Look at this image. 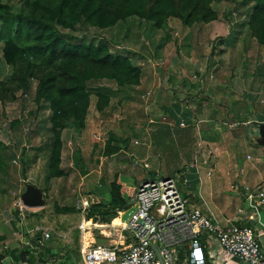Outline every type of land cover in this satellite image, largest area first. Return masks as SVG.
Segmentation results:
<instances>
[{
    "label": "rangeland",
    "instance_id": "1",
    "mask_svg": "<svg viewBox=\"0 0 264 264\" xmlns=\"http://www.w3.org/2000/svg\"><path fill=\"white\" fill-rule=\"evenodd\" d=\"M3 1L10 3L14 7L21 6V0ZM242 1L216 0L213 3V7L218 12V18L209 24L195 23L189 26L182 23L178 18H170L167 26L154 34L157 38V44L165 42L162 47L163 55L159 54L157 45L153 46L148 42L150 40L146 34V25H141L135 17L105 30L90 27L89 25H79L75 31H66V33L78 38L86 37L88 40H107L113 52L132 57L133 62L141 69V84L133 89L128 88L119 91L116 83L106 79L89 83L94 95L88 116V128L82 134L74 129H66L70 131L68 138V147L70 148H67L68 150L62 153V167L65 171H68V176L50 180H47L46 176L48 173L49 151L51 150L49 147L52 145V131L49 122L51 112L41 110L35 100L37 81H33L29 91L17 92L15 100L0 101V140L10 145L11 154H14L9 170L0 174V237H5L4 240H0V255L5 254L4 251L6 249H12L16 244L17 246L20 245V240L23 237L28 239L33 237L37 232L35 230L37 226L43 228L51 227L54 231L66 236L61 243L76 245L75 235L79 231L80 214L67 213L57 215L55 213V204L58 203L60 206L66 204L75 207L76 205L74 204L78 193H80L79 196L84 197L91 193L93 190L91 184H84V179L80 175V172L82 173L86 167L90 170V175L96 174L98 171H101L102 175L106 174L109 176L113 171L114 173L122 172L123 178L133 186L137 184V180L135 178L131 180L130 177H127L124 174L127 173L126 169H130V173L136 175V177H142L146 170L145 176H147V180H152L154 177L159 176L173 177L180 181L181 192L187 196L192 194L190 191H200V187L201 189L204 188L207 183L206 173L211 170L214 161L207 164L202 161V168H200L204 180L201 181L200 186V181H198L196 176L197 172L199 173V169L195 167L187 168L186 165H190V163L182 164V159L189 158L190 149L187 145L179 146L177 144V138L173 135L176 133V131L174 132L176 127L170 125V122L179 123L180 120L189 122L193 113L191 111L189 114H183L178 117L177 113L172 112V108L176 110L177 106L188 101L189 97L190 99L195 98L194 104L199 107L195 117L199 120L207 121L206 127L211 131V136L208 139L212 141L211 144H208L209 148H205L206 150L215 146L220 134L225 135L227 126L224 121L231 123L234 120H242V117L236 116L237 119L234 116L236 111L238 113L245 107H247V111L252 109L256 111L255 114H246L244 118L248 116L255 117L259 115L258 112L264 113V105L256 104L255 102L256 94L251 95L252 98H244L243 104H237L238 101H235L236 104L229 102L232 99L231 96L233 95L234 97V94L242 89L241 87L248 84H258V82L250 83L252 77L250 79L247 77L246 79L244 76L246 83L249 82L246 84L243 80L240 81L235 74L238 70L236 67L242 68V64H239L241 58L251 60L248 62H251L250 64L253 66L256 63H261L260 61L264 59V47L251 36L249 28L246 26L247 8L245 6L242 7ZM231 40H234V43ZM2 48L3 42L0 40L1 79L10 77L13 70L11 65L5 63ZM161 58L162 60H159ZM225 58L227 59L226 67L228 70H225V73L222 72L224 76L223 74L220 76L218 75V73H221L220 66L217 70H212L211 63L217 61L220 64V59ZM237 60H239L238 63ZM253 66L250 68L246 67V72L251 73ZM160 68L161 72L159 71ZM211 73H213V76L210 78ZM205 76L213 80V82L208 81V85H212V90L209 93L205 88L206 80H208ZM219 76L226 83L222 89L216 81V77L218 78ZM227 78L230 80H227ZM181 83L188 84L187 90L189 93H185ZM225 89L230 92H227L228 95L222 96L221 94L224 93ZM104 91L110 93L111 97L110 104L103 110L106 113H102L97 108V94ZM212 91L217 95L216 98L210 96ZM259 95L264 96V92ZM223 103L225 104L223 105ZM252 104L254 105L251 109ZM221 105H223V109ZM165 106L169 107L165 109L168 113L164 119H161L163 117L161 114L164 112L163 107ZM217 106H221L216 108L220 113H213ZM227 108L231 115L227 114L225 117L223 113L228 110ZM144 111H148L149 114L144 113ZM17 118L22 119V121L20 124L13 126L12 123ZM151 118L154 120L158 119L159 122L163 121L160 125L163 126L160 127V132L154 133L151 129L156 125V122H150ZM209 119H213L215 122H211ZM251 123L257 125L258 131L261 125L264 124V122H256L255 120L251 121ZM150 124L151 126H149ZM165 124L166 127L164 126ZM147 126L151 127L148 131L151 132L152 137L148 135ZM246 126L247 124L242 123L239 127L246 128ZM208 128L206 129L208 130ZM110 133H114L123 140L127 139V142L114 141L113 143L119 145L123 151L113 157L106 158L104 145L109 139ZM100 135L102 136V141L99 143ZM199 137L200 135L196 134L197 140H199ZM162 140H164L163 147L159 144V141ZM225 144L226 149H228L229 144L227 142ZM143 149L147 150V152L149 151L152 155L148 161L149 164L140 160L142 158L141 155H136V152L140 153ZM72 150L75 151L74 153L81 151L83 160L86 163L84 164V161H82L79 166H76ZM238 150V148L235 149V151ZM158 154L159 159L156 158ZM194 157L191 154L189 162L192 163V160H195ZM120 159L128 162L123 164ZM247 161V168H254L257 165L254 164L255 160L253 158H247ZM100 166L105 169V172ZM147 166L149 167L146 168ZM108 169L111 171H108ZM182 173L189 175L190 182L187 185L183 184ZM102 178L104 183H106L107 178ZM80 183L83 184L80 185ZM28 184L35 185L41 189L45 205L37 208L26 207V212L19 221L12 219L10 216L14 215L17 209H20V205H24L21 196L26 191ZM30 212L37 214L28 216ZM39 216H43V218L40 219ZM94 221H97L96 223L103 222L95 218L93 219ZM94 228L97 227L92 228L93 233L97 236L98 232ZM207 235L209 234L204 232L203 240L205 243H207ZM81 239L80 233L78 246ZM209 239L214 241L213 248L218 245L214 236L211 235ZM260 240L264 250V238ZM48 241L44 240L42 245L39 242H37L38 244H33L39 245V250L43 252H48V248L62 249L57 242L50 245ZM98 242L101 244L108 243L107 239L101 235L98 236ZM221 253L226 255L223 251ZM56 259L63 262L65 254L61 252Z\"/></svg>",
    "mask_w": 264,
    "mask_h": 264
},
{
    "label": "trees",
    "instance_id": "2",
    "mask_svg": "<svg viewBox=\"0 0 264 264\" xmlns=\"http://www.w3.org/2000/svg\"><path fill=\"white\" fill-rule=\"evenodd\" d=\"M215 1L21 0V6L14 7L0 0L3 58L13 69L10 77H0V101L15 100L17 92L29 91L33 81H37L35 100L41 110L51 112L49 122L52 145L49 147L47 180L65 175L62 167L63 132L74 129L81 134L86 129L94 95L89 83L106 79L116 83L118 90L123 91L141 84L142 78L141 69L133 62V58L113 52L107 40L78 38L66 31H75L79 25L105 30L135 17L141 25H146V34L150 40L148 42L153 46L157 45L159 49L165 42L157 44L154 34L166 27L170 18H178L189 26L195 23L209 24L218 18V12L213 7ZM244 6L247 8L246 26L251 36L264 47V0H243L242 7ZM231 42L234 43V40ZM97 96V108L102 112L111 102L110 93L99 92ZM21 121L22 119L17 118L12 124L14 126ZM114 141L125 143L127 139L123 140L110 133L104 145L105 155L112 156L121 150ZM11 153L10 145L0 140V174L9 170L14 157ZM74 160L75 165L79 166L83 161L81 151L74 153ZM110 193L109 201L93 204L89 208L88 219L111 222L118 216V210H127L134 188L121 179L120 174H116L110 184ZM55 211L57 215L78 213L76 206L57 204ZM19 213L18 209L14 212L18 221L21 219ZM28 214L35 216L37 213ZM39 218L42 219L43 216ZM78 230L75 235L76 245L63 244L61 241L64 238L54 235L48 242L50 245L57 242L62 249L47 247L48 252L44 253L58 256L62 252L65 254V264H79L81 256L78 253V243L81 230ZM91 237V231H86L85 240L90 242ZM41 238L42 232L37 231L30 239L32 243L38 244ZM4 239V236L0 237V240ZM4 252L5 254L0 255V264H7L10 260L18 264L46 262L42 252L41 259H37L32 248L22 242Z\"/></svg>",
    "mask_w": 264,
    "mask_h": 264
},
{
    "label": "crops",
    "instance_id": "3",
    "mask_svg": "<svg viewBox=\"0 0 264 264\" xmlns=\"http://www.w3.org/2000/svg\"><path fill=\"white\" fill-rule=\"evenodd\" d=\"M158 51H159V54L163 55V49L161 48V46L159 47ZM227 59H228V57H227ZM227 59L226 58L220 59L221 65L219 63H217V61H213L211 63L212 70H215V69L217 70V68L220 66L221 73H218V75L221 76L223 74V76H224V73H225L224 71L228 70L226 67ZM159 60H162V58ZM248 61H251V60H245V58H241V61L239 64H242V68L240 69V67H236V69H238V70L235 72V74L240 79V81L243 80L246 83L247 77L249 79L252 77L251 78L252 80L250 83L258 82V84L257 85H254V84L251 85V84H248L249 82H247L246 84H248V85H245V83H243L245 86L241 87L242 89L240 91H238L236 94H234V97L232 95L231 96L232 99H230V101H229V99H227V101L231 102L232 104H236L235 101H238L237 104H243L244 98L246 99L247 97H251V95L256 94V96H257L256 101H255L256 104L264 105V96L259 95V94H262V92H264V59H262V61H260L261 63L254 64V66L252 64H250L251 62H248ZM238 62H239V60H237V63ZM251 66H253L252 72L251 73L246 72L247 71L246 69L250 68ZM159 71L160 72L162 71L161 68L159 69ZM222 72H224V73H222ZM212 76H213V73H211V75L209 77L211 78ZM244 76L246 79H244ZM209 77L205 76V78L208 79V80H206L207 83L205 84V88L207 89L208 93L212 90L211 89L212 85L209 86L208 81L210 80V82H213V80L210 79ZM219 77L218 78L216 77V81H217L218 86H220V88L222 89L223 86L226 85V83L222 80V77H220V78ZM227 80H230V79L227 78ZM185 81H187V79H185ZM189 82L191 83V81H189ZM193 82H195V81H193ZM182 88H183V90H185V93H189V91L187 90V88H188L187 83L182 84ZM227 88L229 89V87H227ZM227 92L229 93L230 91L225 89L224 93H222L221 95L226 96V95H228ZM232 92H234V91H232ZM210 96H212V98L217 97V95L214 93V91H212L210 93ZM237 96L239 97L238 99H237ZM194 99L195 98L190 99V97H189V100L178 105L176 110L175 109L173 110V108H172V112L177 113L178 117L183 115V114H189V113H191V111L193 113L192 116L190 117L191 119L189 122H187V121L183 122V120H180L179 123L170 122V125L176 127L174 129V132L176 131V133H174L173 135L176 136L177 144L179 146L187 145L188 148L190 149L189 158L184 159V160L182 159V164L186 165V164L190 163V165H186L187 168L195 167V168L199 169V173L197 172L196 176L198 177V181H200L199 182L200 186H201V181L204 180V176H202V171H201L202 161L205 164H207L211 161L212 162L214 161V164H213V167L211 168V170H208L206 173L207 183L205 184L204 188L201 189V187H200L199 188L200 191L199 190H195L194 192L190 191V193H192V194H189L188 196L191 197V202L193 203V205L198 206L203 211H205L206 214L211 215L214 222H216L222 226L227 225L229 222L230 223H236V224H248V223H250L248 217L250 214H252V211L249 209L248 202L245 198V186L247 185V186H250L252 188L260 187L264 181V145L259 142V140L261 138H260L259 131L256 128L257 125L255 123L254 124L251 123V121L253 122V120H255L256 122H258V121L264 122V113L261 114L258 112L259 115L255 116V117L248 116L247 118H244V116L248 113L255 114L256 111L254 109H252L254 104L251 105L252 110L247 111V107H245L243 110L238 111V113L236 111L235 114L233 113L234 116L235 117L236 116L242 117V120L238 119L236 117L238 120H234L231 123L224 121V124L227 126L225 129L226 130L225 135L220 134V136H218V139L215 142V146H213V147L211 146L212 147V148L210 147L211 149L206 150L205 148L208 147V144H211V141H212V140L208 139V137L210 138V136H211L210 135L211 131L209 130L208 127H206V123H208L207 121L199 120L198 118L195 117V114H197L199 107L194 104ZM247 102H249V101H247ZM224 104L225 103H223V105ZM256 104H255V106H256ZM223 105H221L222 109H223ZM221 106L215 107V110L213 113H220L216 110V108H218V107L220 108ZM165 107H163L164 112L161 114V115H163V117L161 119H164L165 115H167V113H168L165 111V109H167L169 107H167V106H165ZM102 113H106V112L102 111ZM144 113L149 114L148 111H144ZM223 114H225V117L227 116V114L231 115V113L229 112V109L226 110ZM244 119L246 120V122L243 121ZM156 120H154L153 118L150 119V122H152V123L156 122V125L153 128H151V127H149V126H151V124H150L149 126H147L148 127L147 131L150 130V128H151L154 133L160 132V130H161L160 127H163L160 125L163 123V121L159 122L158 119H156ZM209 120L211 122H215V120H213V119H209ZM172 123H174V124H172ZM242 123L247 124L246 128L239 127ZM164 126L166 127V124ZM193 127H194V129H192ZM87 128H88V123L86 125L85 130H87ZM206 128H208V130ZM69 134H70V131H67V130L63 133V142H64L63 153H65V151L70 148V147H68ZM150 134H151V132L148 131V135L150 137H152V134L151 135ZM196 134L200 135L199 140L196 139ZM157 136H158V134H157ZM99 138L100 139L98 140V142L100 143L102 141V136L100 135ZM225 142H227L229 144L228 149H226ZM244 143H245V145H243ZM159 144L161 145V147H163L164 146V140L159 141ZM196 144H197V146H196ZM214 148H216L217 150ZM236 148H238L239 150L235 151ZM121 151H123V150L121 149L118 153H120ZM74 152L75 151L72 150V154H74ZM140 153L136 152V155L137 156L141 155L142 158H140V160L143 163H148L150 157L152 156L149 153V151L147 152V150L143 149L140 151ZM117 154H114V155H117ZM191 154L195 156L194 157L195 160H192V163L189 162ZM114 155H112V156L106 155L105 157L106 158L113 157ZM156 158H158V159L160 158L159 154L157 155ZM247 158L248 159L253 158L255 160L254 164H257V165H255L254 168H247L246 167V164L248 162ZM62 159H63V157H62ZM83 161L85 164L86 163L85 160H83ZM120 161L123 164L125 162L123 159H120ZM126 162H128V161H126ZM119 166H122V165H119ZM124 167H126V166H124ZM124 167H123V170L125 171ZM148 167L149 166H147L146 168H148ZM100 168L102 170H104V172H105V169H103L101 166H100ZM235 169H237V171H235ZM129 170L130 169H126L127 173H124V174L127 177H130L131 180H132V178H135V180H137V184H135V186L131 185L125 178H123L122 172H117V173L115 172L114 173V171H113L114 174L110 173V176H109L106 174L102 175L101 171H98V172H96V174L90 175V170H88L87 167L84 168L83 172H82L83 174L80 172V175L84 179L83 183L86 185L91 184V187L93 190L91 191L90 194L85 195V197L81 196V195L79 196L80 193H78V197H76V203L74 205H77L78 199H80V201L81 200L85 201L87 203V205H89L90 207L93 204H98V203H101L104 201H109L111 199L110 184L113 181L114 176L116 174H120L121 179H123L129 186L133 187L134 192H135L137 185L141 181L146 180V177H147V176H145L146 170L143 173L142 177H140V176L136 177V175L131 174ZM64 171H65V169H64ZM108 171H111V170L108 169ZM67 172L68 171H65V175L63 177H60V178H66L68 176ZM75 176H77V175L75 174ZM102 177L107 178L106 183H104V181L102 180L103 179ZM186 177H187V184H188V182H190L189 175L187 174ZM83 183H80V185ZM232 184H234L235 188L231 187ZM108 186H109V189H108L109 191L107 190ZM64 196H65V194H64ZM57 205H60V204L57 203ZM63 206H70V205L64 204ZM76 209H77V207H76ZM128 209H129V207L127 208V210H118V216H117L118 219H116L117 217L114 218V219H116V221H114V223H112V221L114 219H112V221L109 223L98 222V224H102L103 226H106L105 224H112L113 226H115L116 229H112L109 226L106 227V229H103L104 232L109 237L101 234L100 229L94 228L98 232V235L96 236L95 233H93V230H91V233H92L91 240L92 241L88 242L85 240V232H84L83 237H84L85 245H88L89 243H92V242L97 243V244L100 243V242H98V236L99 235H101L103 238L107 239L108 243L105 245L112 244L115 242H122L123 239L120 238V234L118 233V230H120V228L117 226L120 223H116V222L119 221L120 217L123 219L126 218V212L128 211ZM78 214H79V212H78ZM10 217H12V219H16V218H14L16 216L13 214ZM80 217H81V221H82L83 216H82L81 211H80ZM85 219H86V221L87 220L93 221V218L88 219V216H86ZM260 219L264 223V209L262 210V212L260 214ZM81 221H80V223H81ZM96 222L95 221L93 223L92 222H89V223L85 222L84 226H88L89 224L96 225V224H94ZM252 223L256 224L255 221H253ZM258 226H259V232L262 233L264 231V227H262L261 225H258ZM87 229H89L88 231H90L91 228L89 227ZM80 233L82 236V231ZM262 238H264V235L261 236V239ZM207 239H208V235H207ZM209 242H210L209 246L206 248V250H207L208 258L210 260H212L214 262V264H243V261L236 258V257L232 258V257H229L227 255H222L219 245H217L216 247L213 248V243H214L213 239L212 240L210 239ZM216 242H217V240H216ZM16 246H17V244H16ZM236 259H238V260L236 261Z\"/></svg>",
    "mask_w": 264,
    "mask_h": 264
},
{
    "label": "built area",
    "instance_id": "4",
    "mask_svg": "<svg viewBox=\"0 0 264 264\" xmlns=\"http://www.w3.org/2000/svg\"><path fill=\"white\" fill-rule=\"evenodd\" d=\"M181 177L184 179L183 184L187 185L186 175L182 173ZM179 183V180L166 176L141 181L132 197L135 202L129 207L133 211L128 221L117 225L123 241L108 245L93 242L85 245L83 233L89 227L84 226V223L93 221L85 219L90 206L78 199L76 207L83 216L78 225V229L82 231L78 249L81 256L79 264H214L208 258L206 250L211 235L224 254L242 260L243 264H264V250L260 240L264 231L260 233L258 226L264 227L260 219L264 209V183L255 188L245 186V198L249 209L253 210L248 217L250 223L229 222L225 226L214 222L211 215L193 205L190 197L182 194ZM232 187L235 188L234 185ZM26 207L20 205L18 209L21 218ZM105 225L116 229L112 224ZM97 229L108 236L102 228ZM35 230L42 232V238L38 241L40 245L54 235L58 238L66 237L51 227L37 226ZM204 232L209 234L207 243L203 240ZM20 241L32 248L37 259H41L40 253H43L42 257L46 262L38 261L36 264H65L66 260L58 261L57 255L49 256L39 250V245H34L31 239L23 237ZM7 264L18 263L10 260Z\"/></svg>",
    "mask_w": 264,
    "mask_h": 264
},
{
    "label": "water",
    "instance_id": "5",
    "mask_svg": "<svg viewBox=\"0 0 264 264\" xmlns=\"http://www.w3.org/2000/svg\"><path fill=\"white\" fill-rule=\"evenodd\" d=\"M259 134L261 138L259 142L264 145V124L261 125ZM21 198L24 205L29 208L43 207L45 205L43 192L41 189L32 184H28L27 189L22 194ZM134 202L135 201L133 199L129 200L127 206L130 207L134 204Z\"/></svg>",
    "mask_w": 264,
    "mask_h": 264
},
{
    "label": "bare ground",
    "instance_id": "6",
    "mask_svg": "<svg viewBox=\"0 0 264 264\" xmlns=\"http://www.w3.org/2000/svg\"><path fill=\"white\" fill-rule=\"evenodd\" d=\"M132 211H133V208L128 209V211L126 212V218L123 219V218L120 217L119 221H117L116 223H121V222L124 223V222L128 221V219H129L130 214L132 213ZM91 225L92 224H89L88 225V227H90L91 229L93 228V226L101 227L102 229H106V227H108V226H103V225H92V226ZM91 229H90V231H91ZM85 233H86V231H85Z\"/></svg>",
    "mask_w": 264,
    "mask_h": 264
}]
</instances>
